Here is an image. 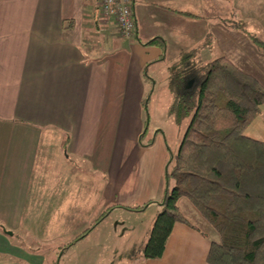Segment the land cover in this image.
Masks as SVG:
<instances>
[{
    "label": "crops",
    "instance_id": "1",
    "mask_svg": "<svg viewBox=\"0 0 264 264\" xmlns=\"http://www.w3.org/2000/svg\"><path fill=\"white\" fill-rule=\"evenodd\" d=\"M132 5L136 33L124 38L99 0H0V264H49L43 234L28 244L11 221H53L59 245L107 206L145 202L139 212L113 210L58 264H211L219 235L186 197L178 205L191 224L174 225L161 258L142 255L166 194L170 147L163 129L142 140L144 103L188 52L203 62L225 56L264 85V50L233 25L244 21L264 39V0Z\"/></svg>",
    "mask_w": 264,
    "mask_h": 264
},
{
    "label": "trees",
    "instance_id": "2",
    "mask_svg": "<svg viewBox=\"0 0 264 264\" xmlns=\"http://www.w3.org/2000/svg\"><path fill=\"white\" fill-rule=\"evenodd\" d=\"M233 25L247 31L264 50V39L248 31L244 21ZM151 43L165 46L161 37ZM170 71L174 99L169 114L179 123L188 117L190 121L177 151L169 147L167 190L157 202L159 210L142 255L161 258L174 225L191 224L178 205L186 197L219 235L208 254L211 264H264V141L246 134L262 113L264 87L225 56L203 62L188 52ZM191 80L192 86L186 88ZM148 204L109 206L68 246L87 237L113 210L139 212Z\"/></svg>",
    "mask_w": 264,
    "mask_h": 264
},
{
    "label": "rangeland",
    "instance_id": "3",
    "mask_svg": "<svg viewBox=\"0 0 264 264\" xmlns=\"http://www.w3.org/2000/svg\"><path fill=\"white\" fill-rule=\"evenodd\" d=\"M170 74H171V71H170ZM167 75L168 74L164 73V75L161 74L160 76H157L156 78L157 83L155 84V91L151 92L152 97L150 99L148 108L145 110V115H146L145 118H149V121H148L149 125H148V130H146L147 132L145 131V128L143 130L144 131L143 133L145 132L146 133L143 135L142 140L146 141L147 136L149 138L151 135H154V133L156 134L158 131H159L158 133H160V129H163L164 137H165L163 138L166 139L167 143L170 145L173 151H177L182 141V138L184 136V133L186 131V128L188 126V123L190 121V118L189 117L184 118L179 123L177 122L174 116H171L169 114L168 108L172 100V96H174V94H172L171 91L169 90L168 83H170V77ZM148 100H149V97L147 98V101ZM109 125L110 124H108V126H104L106 127L107 131H110ZM249 130L252 133V135H254L255 137L264 139V113L256 117V119H254V121L249 126ZM108 207L109 206H107L105 209H107ZM29 208H30L29 213L35 214V206H30ZM42 208H43V211H42L43 214L49 213V210H50L49 207L47 208L42 207ZM98 215L99 213L94 218H92V220L86 227L80 230H77V232H75L76 234L73 236V238L70 239L68 243L59 244V245H56L55 244L56 240L52 238V233H53L52 225L54 223L53 221L51 222V221L46 220L45 218H42L43 220L29 219V220L23 221L22 224H20V222H13V221L9 223L13 225L11 229H17V231H19L18 233L20 234V237L28 244L32 243L33 245V242L38 243L41 238V236L39 235L40 233H42L43 234L42 251L44 255L48 257V263L54 264L55 262H59V260L61 259L62 252L64 253L63 259L65 258V256L67 255V253L70 251L72 247V245L70 246L68 245L71 242H73L75 239H77V237H79L88 228V226L91 225V223L95 220L96 217H98ZM1 223H5V222L0 221V224ZM19 225L22 228H17L19 227ZM197 225H199L200 227H203L205 230H210L208 227H205L204 223H198Z\"/></svg>",
    "mask_w": 264,
    "mask_h": 264
},
{
    "label": "built area",
    "instance_id": "4",
    "mask_svg": "<svg viewBox=\"0 0 264 264\" xmlns=\"http://www.w3.org/2000/svg\"><path fill=\"white\" fill-rule=\"evenodd\" d=\"M99 10L105 19L113 18L124 38H133L136 20L132 0H99Z\"/></svg>",
    "mask_w": 264,
    "mask_h": 264
},
{
    "label": "water",
    "instance_id": "5",
    "mask_svg": "<svg viewBox=\"0 0 264 264\" xmlns=\"http://www.w3.org/2000/svg\"><path fill=\"white\" fill-rule=\"evenodd\" d=\"M7 233L12 234V231H7Z\"/></svg>",
    "mask_w": 264,
    "mask_h": 264
}]
</instances>
